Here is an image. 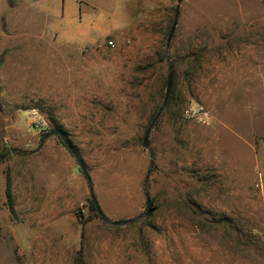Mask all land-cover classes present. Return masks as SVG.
I'll list each match as a JSON object with an SVG mask.
<instances>
[{"label": "rangeland", "instance_id": "374dc122", "mask_svg": "<svg viewBox=\"0 0 264 264\" xmlns=\"http://www.w3.org/2000/svg\"><path fill=\"white\" fill-rule=\"evenodd\" d=\"M63 2L73 0H0V264H72L80 250L75 226L45 241L26 221L37 209L24 206L22 155L54 130L97 201L94 180L104 195L108 178L146 166L152 217L146 196L125 226L97 217L91 196L76 209L80 223L97 220L85 230L90 260L110 247L125 250L121 264H246L264 238V80L249 79L264 73L262 0H184L178 13V0H78L72 19ZM15 78L23 94L11 93ZM197 107L206 123L188 115Z\"/></svg>", "mask_w": 264, "mask_h": 264}, {"label": "crops", "instance_id": "0c3cea01", "mask_svg": "<svg viewBox=\"0 0 264 264\" xmlns=\"http://www.w3.org/2000/svg\"><path fill=\"white\" fill-rule=\"evenodd\" d=\"M61 5L65 16L67 11L72 12L74 10V13H71V19L77 15L80 9L78 0H73L69 10H65L64 2ZM91 32L90 30V34ZM3 67L0 71V83L4 88L7 84L2 76ZM257 78L264 80V73L252 75L249 79L255 80ZM14 81L16 82L14 87L10 88L12 89L11 93L14 95L23 94V89L20 85L17 86L16 78ZM24 113H28V111ZM12 125L14 128H19L16 123ZM256 146L258 162L264 167V143ZM24 152H26L22 155L24 156V166L21 171L24 206L28 209H37L36 215L27 217V223L36 222L39 229L43 230L40 239L45 241L51 238L52 233L59 229L58 227L65 230L75 226V230L77 228L80 230V237L82 238V232L84 231L85 233L86 225L97 222V220L80 223L76 216L77 208L88 206L91 190L87 179L77 173L73 157L66 150L60 139L52 135L43 138L36 149L25 150ZM10 158L12 159L11 161L8 160L10 164L17 162L15 161L17 160L15 155L11 154ZM115 164L119 163H113V165L111 163L110 166L112 167ZM122 164L126 166L124 162ZM145 170L146 166L143 164L141 169L137 167L135 170L137 172L135 176L137 177L126 179L124 172L121 176L116 174L117 177L108 178L106 182L108 193L106 192L104 195H100L96 186L97 181H93L99 206L108 220L114 222L131 221L141 214L146 196L142 177L145 174ZM14 178L16 177L13 175ZM63 237H65L64 232ZM123 252L125 253L123 249H110V247H107L102 250L101 259L95 260H90L85 253L86 264H121L120 258L123 256ZM249 252L251 254L247 256L246 264H264V238H261L260 250L252 249ZM97 256L99 255H96L95 258ZM242 261L239 256L231 259V262H235V264H243L241 263ZM72 264H74V260Z\"/></svg>", "mask_w": 264, "mask_h": 264}, {"label": "water", "instance_id": "95a60500", "mask_svg": "<svg viewBox=\"0 0 264 264\" xmlns=\"http://www.w3.org/2000/svg\"><path fill=\"white\" fill-rule=\"evenodd\" d=\"M184 0H178V8H177V13L179 12V8H180V5L181 3L183 2ZM262 2L264 3V0H262ZM176 25H177V20L174 22L171 30H170V33L168 35V39H167V45L169 46L171 40H172V37L174 35V32H175V28H176ZM173 78H174V70H173V66L172 64L170 65V73L168 75V79H167V91H166V98H165V102H164V106L166 105L169 97H170V94H171V90H172V85H173ZM160 113L157 115V117L155 118V120L153 121V123L151 124V126L148 128V130L146 131V134H145V137H144V140H143V143H144V146L146 148L149 147V136H150V133H151V130H152V127L155 123V121L157 120V118L159 117ZM52 136H59L63 142L65 143V145L68 147V149L71 151V153H73L77 159V162H78V165H79V168L82 172V174L84 175V177L87 179V181L89 183H91V177L87 171V168L84 164V162L81 160V158H79L75 152V150L73 149V147L66 141L65 139V136H64V132L61 131V130H54L52 133H51ZM148 177H149V173L147 175V178L146 180H148ZM145 195H146V213L145 215H143V218H150L154 215L155 213V207H154V203L150 197V195L147 193V187L145 186ZM91 199L92 201L94 202V204L96 205L97 209H98V214L100 217H103V212L99 206V203L96 199V196L94 193H91ZM142 217H138L137 219H134L132 221H126V222H113L111 223L112 225L114 226H125L127 224H129L130 222H133V221H136L138 219H140ZM106 223H109V221H106Z\"/></svg>", "mask_w": 264, "mask_h": 264}, {"label": "trees", "instance_id": "16d2710c", "mask_svg": "<svg viewBox=\"0 0 264 264\" xmlns=\"http://www.w3.org/2000/svg\"><path fill=\"white\" fill-rule=\"evenodd\" d=\"M2 65V59L0 60V66ZM90 185V190L91 193H93V187H92V183H89ZM7 198L9 200V203H12V197H11V193H10V188H7ZM91 209L92 211L96 214L97 217L101 218L104 221H107V218L105 217V215H103V217H100L98 214V209L96 207V205L94 204V202L91 199ZM11 210L13 211V207L11 204ZM84 231L82 232V245L80 250L77 252L75 258H74V264H86V259H85V251H84Z\"/></svg>", "mask_w": 264, "mask_h": 264}, {"label": "built area", "instance_id": "2783aa9c", "mask_svg": "<svg viewBox=\"0 0 264 264\" xmlns=\"http://www.w3.org/2000/svg\"><path fill=\"white\" fill-rule=\"evenodd\" d=\"M110 44L113 45V43H110ZM36 114L37 113L35 112V115ZM188 115L192 117H196L198 121L203 122V123H206L208 121V114L203 107H197V108H193L189 110ZM33 123L38 124L39 121L34 120Z\"/></svg>", "mask_w": 264, "mask_h": 264}]
</instances>
